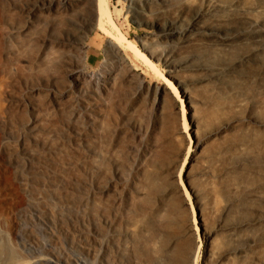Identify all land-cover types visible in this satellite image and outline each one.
I'll return each instance as SVG.
<instances>
[{"label":"rangeland","instance_id":"374dc122","mask_svg":"<svg viewBox=\"0 0 264 264\" xmlns=\"http://www.w3.org/2000/svg\"><path fill=\"white\" fill-rule=\"evenodd\" d=\"M35 1L0 0V264H264V0H106L174 95L129 52L106 59L87 3L21 14ZM29 165L98 222L92 250L22 210Z\"/></svg>","mask_w":264,"mask_h":264},{"label":"bare ground","instance_id":"6f19581e","mask_svg":"<svg viewBox=\"0 0 264 264\" xmlns=\"http://www.w3.org/2000/svg\"><path fill=\"white\" fill-rule=\"evenodd\" d=\"M30 1V0H29ZM180 1V0H179ZM81 2H83V4L87 3L88 7L91 8V10H93V18H96V24L95 27L97 28V30L99 32L108 34L110 36V43L107 45L106 50H105V57L107 60H109L112 57H115V53L116 50L117 51H126L129 52L130 54H132L135 58H137L145 67H147L149 69V71L151 73H153L154 75L160 77V79H162V83L163 85L167 88V90L173 94L175 93V88L172 85V83L163 76L162 73L159 72L157 66H156V62L152 60L151 55L153 53H155L154 51V47L153 46H158L155 44L154 41H150L152 43V46L149 47L150 42H149V46L148 48H144L143 50L140 49L134 42L128 40L119 30V28L115 25V23L112 20L111 17V13L109 12V10L107 9L106 5L107 2L106 0H36L35 4H31L32 7H29L27 5V3L25 5H21V14L24 12L25 15L26 14H35L37 9L43 10V13L45 10L49 9H55V10H60L61 13H67L69 9H71L72 7H76L78 4H80ZM181 2V1H180ZM202 2V1H201ZM196 4V3H195ZM16 6V5H15ZM19 6V5H18ZM13 10V9H12ZM15 10V9H14ZM42 12V11H41ZM17 13V12H14ZM12 13V14H14ZM23 13V14H24ZM197 14V13H196ZM231 14V13H230ZM24 16V15H23ZM243 14L241 15V18L244 19V17H242ZM246 17V16H245ZM239 18V16L237 17V19ZM247 18V17H246ZM14 19V18H13ZM241 19H239L240 22ZM242 21V20H241ZM245 22V21H244ZM256 22V21H255ZM95 23V22H94ZM194 25V24H193ZM94 27V26H93ZM173 27V26H172ZM193 27V26H192ZM191 27V28H192ZM194 28V27H193ZM198 29V28H197ZM196 30V28H195ZM189 29H186V32H188ZM216 31V30H215ZM214 32V31H213ZM211 32V33H213ZM185 32L182 34L180 32V37L183 38ZM171 35V34H170ZM179 35V34H178ZM186 35V34H185ZM167 36V35H166ZM1 37V36H0ZM149 37V36H148ZM179 38V37H178ZM163 39V38H162ZM173 39V38H172ZM170 40V39H169ZM162 43V42H161ZM153 47V48H152ZM159 47V46H158ZM156 49V48H155ZM121 51V52H122ZM159 53H162L161 51H159ZM158 53V55H159ZM156 57V56H155ZM111 60V59H110ZM108 64V65H107ZM109 62H106V67L109 66ZM181 66V64H179ZM107 74L111 73V69L106 70ZM211 72V71H210ZM106 74V75H107ZM100 80V84L101 86L106 82L104 80L103 77H101V79H98V81ZM97 81V83H98ZM109 81V80H108ZM98 85V84H97ZM184 93V92H183ZM170 94V95H171ZM174 95V94H173ZM183 97L185 98V96L183 95ZM89 104V103H88ZM94 105H90L89 109L90 111H95L94 109ZM264 109V106H263ZM84 151V150H83ZM93 151V150H92ZM100 152V151H99ZM102 154V153H101ZM99 154V155H101ZM101 157V156H100ZM103 157V155H102ZM101 157V158H102ZM84 158V157H83ZM85 159V158H84ZM83 159V160H84ZM104 159V158H102ZM47 160V159H46ZM88 160V159H87ZM86 160V162H87ZM99 160V159H98ZM89 161V160H88ZM85 162V161H84ZM90 162V161H89ZM37 163V162H36ZM17 164V163H16ZM95 164V163H94ZM99 165V163H97ZM0 165H1V159H0ZM18 165V164H17ZM22 165H24L22 163ZM93 165V164H92ZM50 166V165H49ZM6 167V166H5ZM52 167V166H51ZM50 167V168H51ZM91 167V166H90ZM99 167V166H98ZM16 168V167H15ZM44 168V167H43ZM70 168V167H69ZM95 168V167H94ZM97 168V167H96ZM28 171L26 173V175H42V177L40 179H36L34 181H31L29 183H21V185L24 186V188L27 190L28 193V197L26 199H19V205L22 207V210L26 213H29L30 216H34L37 218V220L39 222H41L42 224L46 225V226H50L51 224H53V220L52 218L57 216L60 219V222L62 223L63 227H64V232L65 233H69L72 234V236L74 235L77 240V246L86 249L87 251L92 250V248H94V245H96L97 242V224L98 222H89L90 220H93V216H89V213L85 210H81L82 211H76L73 214L69 213V210L71 211L72 209L70 208V204H71V199L65 197V200L61 199L60 197H58V195L54 194L53 191H55V189L53 191H51L52 187H60L63 186V184H60L61 181H57V177L53 176L54 174L48 173L43 171L39 166H28ZM68 169V167H67ZM76 169V168H75ZM98 169V168H97ZM63 170V169H62ZM92 171V170H91ZM63 172V171H61ZM67 172V171H66ZM70 172V171H69ZM3 178L4 181L7 182L8 180V173L7 170H3ZM1 173V174H2ZM93 173V171H92ZM64 174V173H63ZM77 175V173H76ZM71 177V176H70ZM80 179V178H79ZM82 180V178H81ZM10 181V180H9ZM21 182V180H20ZM71 182V181H70ZM69 182V183H70ZM59 183V184H58ZM68 183V184H69ZM74 185H79L80 183H78L76 180H73ZM11 185V183H10ZM17 189V188H16ZM83 190V189H82ZM88 190V189H87ZM88 192V191H87ZM58 193V192H57ZM81 197V196H80ZM98 198V197H97ZM77 200V198H76ZM79 200V197H78ZM35 203H43L44 206L46 207V210L48 211V216H43L41 214V211L36 207ZM95 204V203H94ZM86 205V203H85ZM89 205V203H88ZM78 206V205H77ZM87 206V205H86ZM92 206V205H90ZM70 208V209H69ZM126 208V207H125ZM76 209V208H75ZM74 209V210H75ZM94 210H96L94 208ZM92 211V210H91ZM103 211H105L103 209ZM107 211V210H106ZM117 211V210H116ZM23 212V213H24ZM72 212V211H71ZM96 212V211H95ZM25 213V214H26ZM104 213V212H103ZM118 214L121 212H119V208H118ZM0 214H5L3 208L0 205ZM24 214V217L26 216ZM70 214V215H69ZM95 214V213H94ZM93 215V214H92ZM103 215V214H102ZM21 216V215H20ZM96 217V216H95ZM94 217V218H95ZM101 217V216H100ZM99 217V218H100ZM106 217V216H105ZM122 217V215L120 216ZM127 217V216H126ZM56 218V217H55ZM98 218V221L101 222V219ZM25 220V218H24ZM115 221V220H114ZM117 221V220H116ZM125 221V220H124ZM20 222V221H19ZM20 224V223H18ZM23 224V223H22ZM22 226V225H21ZM25 226V224L23 225ZM41 226V225H40ZM7 230L9 232V234L13 237V239H17L19 240V242L25 246H28L29 248L31 247L33 250H35V252H38V249H34L29 242H27L26 240H24V236L23 233H17L16 228H17V223L14 219H10L7 218ZM26 228V227H24ZM23 228V231H25ZM97 228V229H96ZM103 228V227H101ZM116 228V227H115ZM126 228V227H125ZM129 227H127L126 229H128ZM22 229V228H21ZM107 229V228H106ZM121 229V228H120ZM132 229V228H131ZM125 230V229H124ZM27 232V230H26ZM129 233V232H128ZM111 234V233H110ZM106 235V234H105ZM103 235V236H105ZM108 236V234H107ZM111 235H109L110 237ZM116 236V235H115ZM125 236V235H124ZM117 237V236H116ZM126 237V236H125ZM27 238V236H26ZM67 238V237H66ZM107 238V237H106ZM124 238V237H123ZM115 239V238H114ZM113 239V241H114ZM120 239V238H119ZM70 241V240H69ZM103 241V240H102ZM104 241H105V237H104ZM118 241V240H117ZM71 243V241H70ZM113 243V242H112ZM125 243V242H124ZM123 243V244H124ZM109 244V243H108ZM115 244V243H114ZM65 246V245H64ZM128 246V245H126ZM125 246V247H126ZM54 247V246H53ZM30 248V249H31ZM110 248V247H109ZM31 249V250H32ZM106 249V247H105ZM112 249V248H110ZM77 251V249H76ZM96 251V250H95ZM99 251V250H98ZM109 251V250H108ZM100 252V251H99ZM113 252V251H110ZM121 252V251H120ZM119 252V253H120ZM124 252V251H123ZM122 252V253H123ZM101 253V252H100ZM126 253V251H125ZM123 253V254H125ZM94 254V253H93ZM99 254V253H97ZM98 256V255H97ZM113 257V256H112ZM127 257V256H126ZM103 258V257H102ZM118 258V256H117ZM80 260V259H78ZM82 261V260H81ZM72 262V261H71ZM70 261L67 260L66 257H64V255L58 253L56 250H52V254L49 257H38L36 258L31 264H74L71 263ZM85 262V261H84ZM83 262V263H84ZM122 262V261H121ZM125 262V261H124ZM108 263H111V261ZM112 264V263H111Z\"/></svg>","mask_w":264,"mask_h":264}]
</instances>
